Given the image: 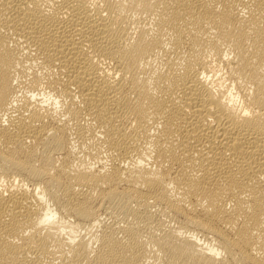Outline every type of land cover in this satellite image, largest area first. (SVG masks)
<instances>
[{"label":"bare ground","instance_id":"1","mask_svg":"<svg viewBox=\"0 0 264 264\" xmlns=\"http://www.w3.org/2000/svg\"><path fill=\"white\" fill-rule=\"evenodd\" d=\"M0 264H264V0H0Z\"/></svg>","mask_w":264,"mask_h":264}]
</instances>
